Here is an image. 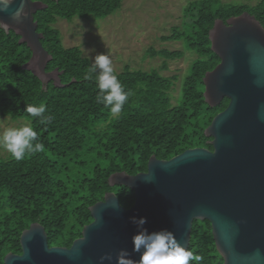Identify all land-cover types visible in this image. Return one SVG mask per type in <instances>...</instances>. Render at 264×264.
<instances>
[{"label": "trees", "instance_id": "trees-1", "mask_svg": "<svg viewBox=\"0 0 264 264\" xmlns=\"http://www.w3.org/2000/svg\"><path fill=\"white\" fill-rule=\"evenodd\" d=\"M47 7L35 15L38 31L52 60L47 71L58 69L64 86L53 81L44 84L24 68L32 56L26 43L14 31H0V114L25 120L37 131L45 151L17 161L11 154L0 158V264L9 253H22V232L32 223H41L50 246L70 247L82 236L85 225L93 221L90 206L114 192L125 208L135 201L132 189L111 186L116 172H146L152 155L171 159L187 149L213 150L212 138L205 129L223 111L229 99L211 107L204 97V76L219 63L211 49L209 32L217 19L226 21L245 12L264 27V0L255 5L223 3L221 0H194L185 8L181 27L163 40H180L194 52L189 74L182 84L176 105L171 91L178 76H163L157 69L118 72L119 80L133 95L122 113L114 117L96 102L98 89L83 76L92 62L80 47L67 48L54 25L58 19L75 17L106 18L122 7L124 0H41ZM148 54L167 60L184 56V50L149 49ZM47 106L46 115L54 117L44 126L26 112L27 104ZM203 257L200 264H224L217 250L212 225L195 220L189 248ZM196 264V262H190Z\"/></svg>", "mask_w": 264, "mask_h": 264}, {"label": "water", "instance_id": "water-1", "mask_svg": "<svg viewBox=\"0 0 264 264\" xmlns=\"http://www.w3.org/2000/svg\"><path fill=\"white\" fill-rule=\"evenodd\" d=\"M47 7L41 0L29 3V15L15 22L9 14L0 19L26 43L32 56L24 68L44 84L64 86L58 69L47 71L52 60L43 45L35 15ZM211 49L220 63L204 76L205 101L211 106L229 99L205 129L213 150L187 149L171 159L152 155L146 172L113 173L111 186L129 187L134 204L125 208L114 192L90 206L93 221L70 247L50 246L45 227L32 223L20 238L22 253L9 252L4 264H100V257L132 251L139 228L132 218H147L149 233L172 231L189 248L195 220H208L224 264H264V27L245 12L226 21L217 19L209 32ZM117 196V197H116ZM257 253L259 255L257 256Z\"/></svg>", "mask_w": 264, "mask_h": 264}, {"label": "rangeland", "instance_id": "rangeland-1", "mask_svg": "<svg viewBox=\"0 0 264 264\" xmlns=\"http://www.w3.org/2000/svg\"><path fill=\"white\" fill-rule=\"evenodd\" d=\"M194 0H124L122 7L106 18L75 17L72 21L58 19L54 25L62 35L67 48L80 47L83 56L94 63L98 54H110L114 69L151 71L157 69L163 76H178L171 91L172 104L179 101L182 84L189 74L197 55L185 49L183 41L163 40L172 34L173 27H181L185 8ZM223 3L255 5L261 0H221ZM149 49L159 51L184 50V56L167 60V69H162L165 59L147 53ZM30 126L21 119L13 120L0 114V133L8 127ZM9 153L0 148V158Z\"/></svg>", "mask_w": 264, "mask_h": 264}, {"label": "clouds", "instance_id": "clouds-1", "mask_svg": "<svg viewBox=\"0 0 264 264\" xmlns=\"http://www.w3.org/2000/svg\"><path fill=\"white\" fill-rule=\"evenodd\" d=\"M29 3L34 0H0V13L9 14L17 23L22 22L29 15ZM10 24L0 19V31L7 32ZM83 79L96 84L98 93L96 102L108 108L114 117L119 116L129 98L133 95L131 90H126L115 72L113 60L110 54H98L94 63L86 70ZM47 106L27 104L26 112L38 123L44 126L52 124L54 117L46 115ZM0 148H3L17 161L25 159L27 155L45 151V145L40 142L36 130L31 126L8 127L0 133ZM117 197V196H116ZM133 223L139 228L138 234L133 236V249L141 253L140 259L135 260L126 249H121L116 257L117 264H200L203 257L194 254L184 247L172 231L161 230L149 233L143 225L147 218H132ZM259 253H257V256ZM100 264L104 261H112L111 254H105L100 258Z\"/></svg>", "mask_w": 264, "mask_h": 264}]
</instances>
